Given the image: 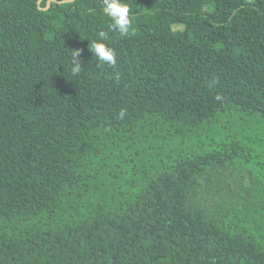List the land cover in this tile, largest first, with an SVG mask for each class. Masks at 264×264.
Segmentation results:
<instances>
[{
	"label": "trees",
	"instance_id": "1",
	"mask_svg": "<svg viewBox=\"0 0 264 264\" xmlns=\"http://www.w3.org/2000/svg\"><path fill=\"white\" fill-rule=\"evenodd\" d=\"M48 1L0 0V264H264V0Z\"/></svg>",
	"mask_w": 264,
	"mask_h": 264
},
{
	"label": "clouds",
	"instance_id": "2",
	"mask_svg": "<svg viewBox=\"0 0 264 264\" xmlns=\"http://www.w3.org/2000/svg\"><path fill=\"white\" fill-rule=\"evenodd\" d=\"M103 14L110 18L109 31L118 33L121 37L129 35L132 29V15L129 4L126 0H102ZM107 34L104 31L98 33L95 40L90 41L89 50L95 56L97 62L101 65H107L115 68L117 65L116 52L105 41ZM81 54L80 49H73L70 52L69 64L70 73L72 76H78L82 72L83 61L79 58ZM118 79V77H116ZM217 100H221L219 95ZM126 115L124 110L120 112L122 119Z\"/></svg>",
	"mask_w": 264,
	"mask_h": 264
},
{
	"label": "water",
	"instance_id": "3",
	"mask_svg": "<svg viewBox=\"0 0 264 264\" xmlns=\"http://www.w3.org/2000/svg\"><path fill=\"white\" fill-rule=\"evenodd\" d=\"M55 0H50V1H48V3H47V7L46 8H41L42 10H48L49 9V7H50V4L52 3V2H54ZM73 1V0H72ZM39 3H41V1L39 2ZM60 3H63V2H60Z\"/></svg>",
	"mask_w": 264,
	"mask_h": 264
},
{
	"label": "rangeland",
	"instance_id": "4",
	"mask_svg": "<svg viewBox=\"0 0 264 264\" xmlns=\"http://www.w3.org/2000/svg\"><path fill=\"white\" fill-rule=\"evenodd\" d=\"M251 1V0H250ZM174 29L175 30H182L183 29V26H174Z\"/></svg>",
	"mask_w": 264,
	"mask_h": 264
}]
</instances>
